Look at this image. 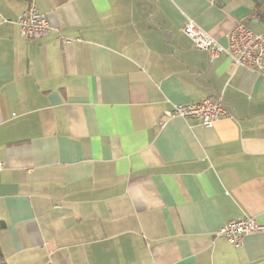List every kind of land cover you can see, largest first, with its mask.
<instances>
[{
	"label": "crops",
	"instance_id": "1",
	"mask_svg": "<svg viewBox=\"0 0 264 264\" xmlns=\"http://www.w3.org/2000/svg\"><path fill=\"white\" fill-rule=\"evenodd\" d=\"M34 2L51 29L20 34ZM254 0H0V245L8 264H264V75L214 61ZM68 39L65 41V39ZM219 95L211 127L172 113ZM163 123V125H162Z\"/></svg>",
	"mask_w": 264,
	"mask_h": 264
},
{
	"label": "built area",
	"instance_id": "2",
	"mask_svg": "<svg viewBox=\"0 0 264 264\" xmlns=\"http://www.w3.org/2000/svg\"><path fill=\"white\" fill-rule=\"evenodd\" d=\"M20 34L28 39H41L51 29L47 15L34 2H30L17 18ZM182 31L192 41V45L207 53L208 59L214 61L221 54H226L235 67L241 66L264 75V29L256 32L238 21L227 33V43L222 44L216 37L206 31L194 19L188 18ZM68 39L66 38L65 41ZM173 115L184 119L193 118L205 127H211L224 116H232L224 106L221 96H208L193 102L174 104ZM163 125V123H162ZM4 163L0 161V172ZM264 229L255 218L245 215L224 223L216 235L226 237L239 245L242 237L252 231Z\"/></svg>",
	"mask_w": 264,
	"mask_h": 264
},
{
	"label": "trees",
	"instance_id": "3",
	"mask_svg": "<svg viewBox=\"0 0 264 264\" xmlns=\"http://www.w3.org/2000/svg\"><path fill=\"white\" fill-rule=\"evenodd\" d=\"M253 14L256 15L260 20L264 21V0H254ZM195 48H197V47H195ZM197 49H199V48H197ZM199 50H201V49H199ZM201 51H203V50H201ZM5 227H6V222L3 220H0V230H2ZM0 264H8V261H7L5 255L2 251L1 245H0Z\"/></svg>",
	"mask_w": 264,
	"mask_h": 264
}]
</instances>
